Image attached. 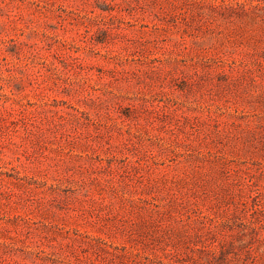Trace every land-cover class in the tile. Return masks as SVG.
<instances>
[{
    "label": "rangeland",
    "instance_id": "rangeland-1",
    "mask_svg": "<svg viewBox=\"0 0 264 264\" xmlns=\"http://www.w3.org/2000/svg\"><path fill=\"white\" fill-rule=\"evenodd\" d=\"M0 264H264V0H0Z\"/></svg>",
    "mask_w": 264,
    "mask_h": 264
}]
</instances>
